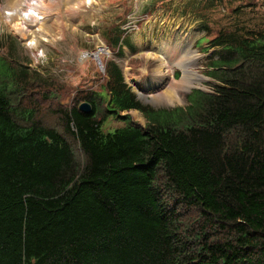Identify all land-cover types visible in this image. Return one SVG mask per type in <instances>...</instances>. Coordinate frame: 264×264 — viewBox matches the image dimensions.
Here are the masks:
<instances>
[{"label": "trees", "instance_id": "trees-1", "mask_svg": "<svg viewBox=\"0 0 264 264\" xmlns=\"http://www.w3.org/2000/svg\"><path fill=\"white\" fill-rule=\"evenodd\" d=\"M254 1L190 3L207 28L212 4L229 21L206 41L218 82L185 106L145 104L110 59L101 89L47 107L59 86L0 42V264H264V21L241 19ZM109 36L122 55L123 30ZM112 116L124 123L106 130Z\"/></svg>", "mask_w": 264, "mask_h": 264}, {"label": "rangeland", "instance_id": "rangeland-1", "mask_svg": "<svg viewBox=\"0 0 264 264\" xmlns=\"http://www.w3.org/2000/svg\"><path fill=\"white\" fill-rule=\"evenodd\" d=\"M24 1L0 0V42L7 41L8 35L12 34L15 37L14 45L19 59L27 63L30 68L53 79L59 86L57 96L51 95L44 100L47 107L58 105L59 101L74 105L79 101L80 94L101 89L107 79L105 63L110 59L123 66V70L127 68L124 71L125 80L136 93L144 91L141 94L143 96L139 97L140 100L158 108L185 106L192 103L199 91H211L218 82L213 76L211 67L213 59L219 56V47L208 48L209 43L206 41L217 33L218 28L229 21L227 18H221L222 6L212 4L207 9L215 20V23L207 28L202 22V17L189 10L190 3H197L198 0H46L44 4L47 11L46 37L39 36L38 45L30 46L28 40L21 37L10 23L14 17H10L9 5L13 8L17 2ZM254 2H257L255 11L250 13L249 6L247 9L242 8L241 19L247 24L264 21V0ZM120 9V14H116ZM94 17L92 21L91 18ZM123 19L125 21L121 22ZM115 27L123 30V37L126 29H129L127 30L129 33L136 31L139 43L136 45V51L131 53L127 50L124 51L126 54L117 55L106 38L101 36L110 37ZM129 33H126V37ZM161 41H167L171 46L166 55L156 50L157 42L161 43ZM140 44H142L141 48ZM103 46L109 51L102 53L101 65L93 52ZM7 52V45H1V68L3 64L7 65L3 58ZM147 52L150 55L148 53L146 56ZM181 54H185L189 63L192 61L191 66L204 78L203 76L197 78L193 85L198 87L192 85L189 92L190 88L185 90L182 100L165 101L163 96L156 95L157 91H163L166 87L164 81L167 75L161 67L164 64H171L172 68H175L173 76L180 79L183 75L182 67L172 62ZM128 68L138 77L137 83ZM146 98H151L153 103ZM127 112L134 121L142 125L148 122L141 110H124L123 114ZM123 123L124 120L112 116L106 121L105 128L114 130Z\"/></svg>", "mask_w": 264, "mask_h": 264}, {"label": "bare ground", "instance_id": "bare-ground-1", "mask_svg": "<svg viewBox=\"0 0 264 264\" xmlns=\"http://www.w3.org/2000/svg\"><path fill=\"white\" fill-rule=\"evenodd\" d=\"M45 3L46 0H25L24 2H17L18 5L15 4L13 8L12 5H9L11 11L10 17H14L13 20L10 21V23H12L13 26L12 28H14V30L18 32L21 35V37H24L25 40H28L27 42L30 44V46L38 45V43L40 42L39 36L46 37V30L48 28L46 26L47 22L45 19L46 17L45 13L47 12L46 7L44 6ZM168 46L165 45V42H161L160 43L161 48L158 51L164 53V51L167 50V49L164 50V48H167ZM108 51L109 50L103 46L99 48L98 51L95 52V57L98 58L100 62L102 53ZM147 55L148 53L146 54V56ZM175 60L176 61L172 63H176L180 65L183 70V75L180 79H176L173 76L175 68H172L171 64L168 65L164 64V66L161 67V69L164 70L167 75V79L164 81L166 83V87L165 90L163 91H157L156 95L163 96L165 101L182 100V97H184L183 94L185 90L188 89L190 86H192L194 82L197 80V78L202 77V75L197 70H195L194 67L191 66L190 63L192 61L190 63L188 62V58L185 56V54H181Z\"/></svg>", "mask_w": 264, "mask_h": 264}, {"label": "crops", "instance_id": "crops-1", "mask_svg": "<svg viewBox=\"0 0 264 264\" xmlns=\"http://www.w3.org/2000/svg\"><path fill=\"white\" fill-rule=\"evenodd\" d=\"M120 12H121V9L120 10H117V13L116 14H120ZM117 16H120V15H117ZM94 19H95V17L94 18H91V20L92 21H94ZM123 21H125V19H123L121 22H123ZM120 22V23H121ZM119 24V23H118ZM102 27H103V25H102ZM166 27V26H165ZM164 27V28H165ZM127 30H129V29H126V32H125V34H124V37H123V40H122V49H123V54L122 55H124V54H126V52H124V51H129V52H134V51H136V45H138L139 43H138V41H137V38H136V31H134L135 33H129V32H127ZM101 31V30H100ZM103 32H105V30L103 31ZM126 33H129V35H128V37H126ZM133 34H135V36L133 35ZM101 36H104V37H106L105 35H101ZM204 37V36H203ZM161 42H165V45H167L168 46V42L167 41H161ZM141 46H142V44H140V48H141ZM157 46H158V48L156 49L157 51L161 48L160 47V42H157ZM113 48V50L114 51H116V53H117V49L116 48H114V47H112ZM167 49V50H166ZM164 50H166V51H164V53H161V54H168V51L170 50V48H169V46L167 47V48H164ZM159 52V51H158ZM147 53H149V52H147ZM146 53V54H147ZM121 68H122V70H123V66H121ZM212 68V67H211ZM124 71H126V69L124 68V70H123V74H124ZM128 71H129V73H131L132 74V72H130V69L128 68ZM175 74V73H174ZM133 75V74H132ZM203 76V75H202ZM124 78H125V75H124ZM132 78L135 80V83H137L138 82V77L136 76V75H133L132 76ZM203 78H204V76H203ZM126 81V80H125ZM127 82V81H126ZM194 86V85H193ZM192 87V86H191ZM191 87H189L188 89H186V90H188V92L191 90ZM194 87H198V86H194ZM144 92V91H143Z\"/></svg>", "mask_w": 264, "mask_h": 264}, {"label": "water", "instance_id": "water-1", "mask_svg": "<svg viewBox=\"0 0 264 264\" xmlns=\"http://www.w3.org/2000/svg\"><path fill=\"white\" fill-rule=\"evenodd\" d=\"M96 51H98V50H96ZM95 51V52H96ZM95 52H93V54L95 55ZM141 94H143V92L142 91H138L137 92V97L139 98V97H141V96H143V95H141ZM140 99V98H139ZM147 99V101H150L151 103H153V101H152V99L151 98H146ZM79 107H80V109L81 110H83V111H86V112H90L91 110H92V104L89 102V101H82L80 104H79ZM123 113V112H122Z\"/></svg>", "mask_w": 264, "mask_h": 264}, {"label": "built area", "instance_id": "built-area-1", "mask_svg": "<svg viewBox=\"0 0 264 264\" xmlns=\"http://www.w3.org/2000/svg\"><path fill=\"white\" fill-rule=\"evenodd\" d=\"M101 65H102V62H101Z\"/></svg>", "mask_w": 264, "mask_h": 264}]
</instances>
